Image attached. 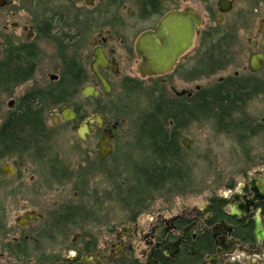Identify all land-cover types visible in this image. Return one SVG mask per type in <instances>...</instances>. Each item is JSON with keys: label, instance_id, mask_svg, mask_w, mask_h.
<instances>
[{"label": "flooded vegetation", "instance_id": "obj_1", "mask_svg": "<svg viewBox=\"0 0 264 264\" xmlns=\"http://www.w3.org/2000/svg\"><path fill=\"white\" fill-rule=\"evenodd\" d=\"M178 1L0 0V264H221L238 256L251 258L255 264L264 260V160L255 161L264 156V0H251V10H245V15L235 12L245 0H217L216 11L204 13L189 4L178 8ZM128 9L136 23L124 21ZM188 9L201 20L192 47L170 72L152 74L137 49L140 37L156 32L168 14ZM208 16L214 19L211 26ZM151 17H158L154 26L139 32L134 40L128 36L138 21ZM244 45L249 50H243ZM245 51L244 70L251 77L240 79L236 71L213 85L191 88V81L225 72ZM191 52L195 55L189 60ZM213 55L216 70L208 73V58ZM134 72L142 79H136ZM176 73L190 87L179 89L165 80ZM141 80H158L161 85L146 88ZM90 87L99 97H83ZM241 89L249 94L243 102L234 94ZM214 90L233 92V109L219 118H209L205 105ZM116 91L123 96L144 91L172 106L201 100L198 116L179 127L175 120L169 122L170 133L179 135L181 155L191 148V140L182 138L183 131L200 121H211L219 133L239 143L251 138V171L201 204L169 216L158 212L147 227L139 226L141 210L133 214L129 226L106 217L95 221L91 210L95 202L99 201L105 215L112 198L120 204L129 202L131 189L137 188L134 182L127 188L125 151L118 145V131L126 121L108 119L81 104L111 98ZM49 94L65 96L57 98L61 101L53 110L41 114V129L33 136L12 137L10 131L16 128L26 101L33 95L47 99ZM250 103L251 114L246 117ZM143 121L137 120L135 149L138 160L141 157V177L136 194L146 196L150 192L145 191L144 177L159 161L142 133ZM63 129L65 136L75 135L70 148L65 149L59 139ZM11 137L6 146L4 141ZM123 175L124 181L117 182ZM219 251L222 254L214 259Z\"/></svg>", "mask_w": 264, "mask_h": 264}, {"label": "rangeland", "instance_id": "obj_2", "mask_svg": "<svg viewBox=\"0 0 264 264\" xmlns=\"http://www.w3.org/2000/svg\"><path fill=\"white\" fill-rule=\"evenodd\" d=\"M216 1L208 0L204 3L203 0H179L176 7L183 8L185 5H193L200 12L207 10L209 12L216 11ZM213 9V10H212ZM246 11L251 10V0H245L237 6L235 12L240 14H247ZM124 21L126 23H136L135 15L132 10L125 11ZM133 15V16H132ZM212 18V17H211ZM158 17H151L144 21H138L136 28L130 31L131 34L128 36L133 40L137 34L141 31H145L156 24ZM208 23L210 26L214 24V19H210L208 16ZM243 34V33H242ZM199 43V42H198ZM198 45V44H197ZM243 50H249L248 45H244ZM195 53L191 52L188 59L191 60ZM136 61V58H135ZM184 62H182L183 64ZM247 65V51L239 56V59L232 61V65L229 66L225 72H219L216 75L209 78H199L195 81H191L189 84L191 88L198 85H213L221 77H233L235 72L240 73V79L251 77V74L244 70ZM136 71V66L134 65ZM136 79H142L136 72L133 73ZM160 80V79H159ZM170 84H174L177 88L190 87L185 82L183 76L179 73L172 77H167ZM158 80H146L143 82L144 87L159 86L161 83H156ZM169 86V85H168ZM25 91L27 89L23 88ZM77 103H80V101ZM74 101V102H75ZM86 109L90 108V112L97 110L102 112L108 119L125 120L126 124L123 126L119 135L120 149L123 148L125 155L123 157V164L127 169V188L128 184L133 183V179L141 177L139 173V161L141 157L136 155V144H137V120L141 115L149 111V97L144 91L130 94L129 96H123L119 92L111 98H106L98 102L93 103H81ZM51 114H55L54 111ZM251 114V103L247 108L246 114ZM50 115V121L52 120ZM60 141L65 144V149L70 148V145L74 143L75 135L69 133L65 136L66 131L60 130ZM73 134V135H72ZM188 137L191 140V148L189 151L184 152L181 156L187 163L189 168V180L186 186H183L178 192H157L154 195L144 194L136 197L135 201L131 200L125 202L122 200L121 204L112 198L109 209L106 208V214H103L102 205L99 201L95 202L91 210L95 211V221H102L104 217L111 219L112 222L120 223V221H126V226H129L130 220L133 214L137 211H143L144 213L138 217L139 226L147 227L148 221L155 218L158 212L164 213L166 216L181 211L182 208L188 206L193 207L194 205L201 204L203 199L209 196L216 197L220 192L226 191L228 186L236 181H240L242 176L248 171H251V138H247L242 143L237 142L231 135L219 133L211 121H200L199 123L192 124L186 130L183 131V137ZM256 144H263L256 143ZM264 160V156H258L255 158L257 163ZM116 175H113V177ZM124 175L117 182L124 181ZM133 178V179H132ZM119 185V183H117ZM125 185V184H124ZM123 185V186H124ZM118 192V190L116 191ZM149 193V192H148ZM147 197V198H146ZM144 198V199H142ZM147 200H146V199ZM147 201V202H146ZM129 204V207L128 205ZM127 210H125V209ZM221 264H255L251 258L238 256L235 259L225 260ZM257 264V263H256ZM258 264H264V260Z\"/></svg>", "mask_w": 264, "mask_h": 264}, {"label": "trees", "instance_id": "obj_3", "mask_svg": "<svg viewBox=\"0 0 264 264\" xmlns=\"http://www.w3.org/2000/svg\"><path fill=\"white\" fill-rule=\"evenodd\" d=\"M217 65V60L215 55L209 56L207 67L208 73L215 72V67ZM212 71V72H210ZM248 84V82H246ZM240 85L242 82H240ZM137 90V89H136ZM251 90L250 88L247 89ZM248 91L241 89L238 92L234 93L239 97V101L243 102L245 99L244 96L249 95ZM134 92V91H132ZM134 94V93H131ZM148 94L149 97V111L145 112L141 118L144 120L141 124H143L144 131L142 132L145 136V140L149 144V147L153 149L156 159L159 161L158 166H155L152 169H149L147 175H145L144 180L145 183L150 185H155L154 189L148 190V186H146L145 191H154V192H169L174 191L178 192L183 186H186L189 180V168L187 166L186 161L181 156V150L179 148V135L174 131L170 133L168 130L170 120H175L177 127L179 125L184 124L185 121L190 118H194V115L198 114L200 104L203 103L201 100H198L190 106L178 105L176 103L175 106H172L168 100H163L162 98H155L153 94ZM233 92L231 90L227 91H213L208 94V101L206 102L207 107V116L209 118H219L220 116H224L223 114H229L230 109L234 104V100L231 99ZM65 95H56V98H52L51 95L47 96V99H43L40 96H36L30 100L26 101V105L23 106L20 110L19 115L17 116L18 120L15 123V129L11 130L10 134L15 139L22 135L33 136L37 131L41 129L40 120H42V115L45 112H49L53 110L58 102H60L57 98H63ZM41 101H44L43 104ZM166 101V102H164ZM45 103V104H44ZM225 104H228V108L225 107ZM233 109V108H232ZM218 111V112H217ZM241 107L239 109V113H241ZM220 112V113H219ZM220 115V116H219ZM198 116V115H197ZM229 116V115H227ZM242 117L241 115H239ZM235 126L234 121H231ZM242 124V123H241ZM241 132V130H239ZM5 140L4 143L6 146H9L11 140ZM134 183H137V188L133 187L131 192L132 196L130 199L135 201L136 197H139V194H136L139 191V180L133 179ZM190 182V180H189ZM216 202V199L213 200Z\"/></svg>", "mask_w": 264, "mask_h": 264}, {"label": "water", "instance_id": "obj_4", "mask_svg": "<svg viewBox=\"0 0 264 264\" xmlns=\"http://www.w3.org/2000/svg\"><path fill=\"white\" fill-rule=\"evenodd\" d=\"M200 26L199 16L188 9L186 13L174 12L168 14L161 21L156 32H148L142 35L138 41L137 49L151 73L159 76L170 72L179 57L192 47ZM96 57L99 60L102 59L98 54H96ZM94 70L104 91L110 94L106 81L97 69ZM82 95L84 98L99 97V93L92 87L86 89ZM186 146L188 147L187 144ZM259 231L260 226H258L257 234ZM222 244L224 245V243ZM221 254L222 252L219 251L214 259Z\"/></svg>", "mask_w": 264, "mask_h": 264}]
</instances>
